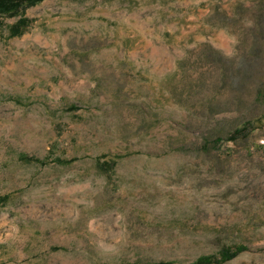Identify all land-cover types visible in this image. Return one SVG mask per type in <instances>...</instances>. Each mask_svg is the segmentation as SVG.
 <instances>
[{"label":"rangeland","instance_id":"rangeland-1","mask_svg":"<svg viewBox=\"0 0 264 264\" xmlns=\"http://www.w3.org/2000/svg\"><path fill=\"white\" fill-rule=\"evenodd\" d=\"M236 247L222 264H264V0H41L0 17V264Z\"/></svg>","mask_w":264,"mask_h":264},{"label":"trees","instance_id":"trees-1","mask_svg":"<svg viewBox=\"0 0 264 264\" xmlns=\"http://www.w3.org/2000/svg\"><path fill=\"white\" fill-rule=\"evenodd\" d=\"M41 0H0V17H13L18 16L20 12L33 7L40 3ZM245 131V133H243ZM248 131L246 128L237 129L234 134L231 136V140L235 141L240 137H245L248 135ZM216 144L221 143L220 139H217ZM109 165V166H108ZM108 169H111L112 166L108 164ZM245 249L243 247H236L234 249L226 248L223 249L218 256H203L200 257L194 264H222L228 262L235 257H237L240 253H242Z\"/></svg>","mask_w":264,"mask_h":264}]
</instances>
